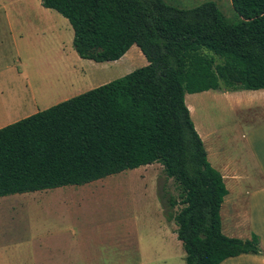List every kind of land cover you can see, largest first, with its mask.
<instances>
[{"label":"trees","instance_id":"trees-1","mask_svg":"<svg viewBox=\"0 0 264 264\" xmlns=\"http://www.w3.org/2000/svg\"><path fill=\"white\" fill-rule=\"evenodd\" d=\"M179 10L164 0H41L66 18L82 59L120 60L134 45L149 65L0 129V197L82 186L127 170L163 166L179 199L163 196L185 264L261 254V238L228 237V189L212 166L186 95L264 89V0Z\"/></svg>","mask_w":264,"mask_h":264},{"label":"rangeland","instance_id":"rangeland-1","mask_svg":"<svg viewBox=\"0 0 264 264\" xmlns=\"http://www.w3.org/2000/svg\"><path fill=\"white\" fill-rule=\"evenodd\" d=\"M164 2L185 11L215 2L230 22L239 20L231 0ZM0 22L12 23L15 31L13 38L9 36L0 43V90L16 88L24 92L29 88L39 98L33 111L25 106L17 110L21 119L149 65L144 56H139L137 46L128 58L118 62L80 58L73 46L74 30L69 21L44 8L41 0H0ZM6 93L3 97L8 98ZM228 94L215 90L197 99V94L186 96L187 106L204 99L193 111L192 120L207 151L213 149L218 155L233 144L240 149L241 128L259 115L258 109H248L247 104L229 99ZM3 97L0 113L18 104L15 96L8 101ZM199 121L207 124L205 133ZM179 194L177 184L167 179L162 165L155 163L82 186L0 197V245L10 235L17 238L31 231L76 228L84 231L92 255L112 254L127 259V264H185V250L171 218L177 209L169 210V204L164 206L161 200L163 196L179 199ZM223 214L222 209V218ZM21 239L24 242L20 243L27 244V238Z\"/></svg>","mask_w":264,"mask_h":264},{"label":"crops","instance_id":"crops-1","mask_svg":"<svg viewBox=\"0 0 264 264\" xmlns=\"http://www.w3.org/2000/svg\"><path fill=\"white\" fill-rule=\"evenodd\" d=\"M13 30L12 23L0 22V43H4V40L8 39L9 36L13 38L15 34ZM13 43L16 46L17 41L13 39ZM134 46L121 59L128 58ZM137 52L140 57L144 56L141 50ZM121 59L118 61H121ZM19 63L21 64V61ZM11 69L14 71L15 67H11ZM5 92L9 94L8 98L3 97ZM226 92L229 93V99L243 101L247 104L248 109H258L257 113L259 115L258 119L247 125L245 129L240 127L238 140L243 142L240 149L236 150L233 144L232 147L223 148L222 155L216 154L213 149L207 151L209 161L212 160L216 165L212 161L210 163L222 174L228 189V195L222 205L224 212L222 218L223 232L228 237L241 239H249L252 234H257L261 238L263 252L261 254H242L231 257L221 264H264V89ZM204 93H196V99ZM0 96L5 101L15 96L16 103H18L10 111L4 110L0 113V122L3 124L0 129L23 120L17 110L25 106L33 111L35 104L39 101L36 94L29 88H26L24 92L16 90V88H2ZM202 100L204 99L198 101L196 105L193 102L188 103L191 117H193L196 106L200 105ZM198 125L205 133L207 124L205 125V123L199 121ZM24 237L27 238V244L20 243L23 241L21 238ZM4 242L2 247L0 245V264L128 263L127 259L112 254L103 255L97 252L93 255L89 254L84 231L76 228L55 227L46 231H31L29 234H23L17 238L10 235ZM119 259L121 262H119Z\"/></svg>","mask_w":264,"mask_h":264}]
</instances>
